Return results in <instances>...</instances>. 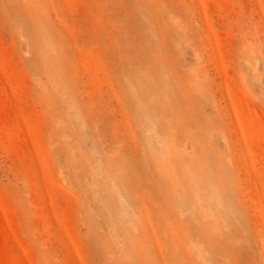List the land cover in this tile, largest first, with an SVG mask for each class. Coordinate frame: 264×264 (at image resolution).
I'll list each match as a JSON object with an SVG mask.
<instances>
[{
  "label": "rangeland",
  "instance_id": "rangeland-1",
  "mask_svg": "<svg viewBox=\"0 0 264 264\" xmlns=\"http://www.w3.org/2000/svg\"><path fill=\"white\" fill-rule=\"evenodd\" d=\"M0 264H264V0H0Z\"/></svg>",
  "mask_w": 264,
  "mask_h": 264
}]
</instances>
